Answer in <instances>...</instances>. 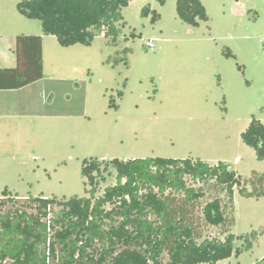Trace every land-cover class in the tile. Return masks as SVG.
<instances>
[{"label": "rangeland", "instance_id": "1", "mask_svg": "<svg viewBox=\"0 0 264 264\" xmlns=\"http://www.w3.org/2000/svg\"><path fill=\"white\" fill-rule=\"evenodd\" d=\"M21 1L0 0V46L6 48L0 66L16 58L18 35H39L44 69L32 84L0 91V198L7 200L0 214L36 212L32 196H91L85 159L102 161L105 179L96 197L117 181L114 158L223 161L241 178L234 206L215 179L186 176L188 186L203 192L192 208L198 241L233 233L241 236L235 249H244L199 264L264 258V195H257L264 190V159L242 139L253 118L264 123V0H201L209 19L198 26L179 17L177 0H131L115 41L98 33L91 45L69 47L45 34L39 19L23 15ZM145 7L160 18L143 15ZM244 186L254 196L243 195ZM215 198L226 221L212 226L202 209Z\"/></svg>", "mask_w": 264, "mask_h": 264}, {"label": "trees", "instance_id": "2", "mask_svg": "<svg viewBox=\"0 0 264 264\" xmlns=\"http://www.w3.org/2000/svg\"><path fill=\"white\" fill-rule=\"evenodd\" d=\"M130 1L24 0L18 9L28 18L39 19L45 34L56 36L62 46L69 47L91 45L98 33L115 41L120 33L116 23L123 20L122 10ZM150 12L153 21L160 18L150 7L144 8L143 15ZM177 12L192 26L209 19L201 0H177ZM15 53L16 66L0 68V89H18L43 77L42 36L18 35ZM110 105L117 107L113 100ZM242 139L256 150L260 160L264 159L263 122L253 118ZM110 163L116 169L117 181L101 196L96 197V192L105 179L102 161L85 159L82 173L91 196L75 195L68 200L32 196L29 199L36 212L17 209L0 214V264L217 263L244 249H235V240L241 236L233 233L224 239L198 241L200 222L195 221L192 208L203 192L186 182V176L215 179L225 186L234 206V192L241 186V178L229 164L160 156L114 158ZM240 192L247 197L255 194L246 186ZM257 195H264V190ZM6 203L0 198V208ZM202 211L212 226L226 221L220 198L208 202ZM247 241L245 249L252 246V240ZM257 264H264V258Z\"/></svg>", "mask_w": 264, "mask_h": 264}, {"label": "crops", "instance_id": "3", "mask_svg": "<svg viewBox=\"0 0 264 264\" xmlns=\"http://www.w3.org/2000/svg\"><path fill=\"white\" fill-rule=\"evenodd\" d=\"M43 39V38H42ZM5 47H3V46H0V56L2 57L3 56V52L5 51ZM0 60H2V58H0ZM10 61V65H8V66H0V68H6V67H15L16 66V64H17V59L15 58L14 60H12V59H10L9 60ZM35 82V81H34ZM33 83V82H32ZM32 83H30V84H32ZM30 84H28V85H30ZM28 85H26V86H28ZM26 86H24V87H26ZM21 88H23V87H21ZM21 88H18V89H21ZM1 90H17V89H0V91ZM236 162L238 163V162H240L239 160H238V158L236 159ZM230 167V166H229ZM235 192H236V190H235ZM235 192H234V194H235ZM224 260H227V259H224ZM222 261V260H221Z\"/></svg>", "mask_w": 264, "mask_h": 264}, {"label": "built area", "instance_id": "4", "mask_svg": "<svg viewBox=\"0 0 264 264\" xmlns=\"http://www.w3.org/2000/svg\"><path fill=\"white\" fill-rule=\"evenodd\" d=\"M147 46H149L150 48H154L155 47V44L153 42H148L147 43Z\"/></svg>", "mask_w": 264, "mask_h": 264}]
</instances>
